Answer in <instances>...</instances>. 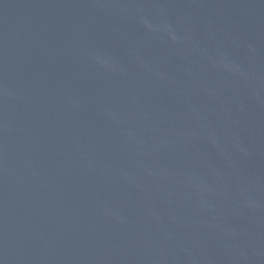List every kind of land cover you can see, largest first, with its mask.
<instances>
[{
	"label": "water",
	"instance_id": "1",
	"mask_svg": "<svg viewBox=\"0 0 264 264\" xmlns=\"http://www.w3.org/2000/svg\"><path fill=\"white\" fill-rule=\"evenodd\" d=\"M0 264H264V0H0Z\"/></svg>",
	"mask_w": 264,
	"mask_h": 264
}]
</instances>
